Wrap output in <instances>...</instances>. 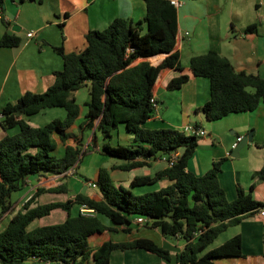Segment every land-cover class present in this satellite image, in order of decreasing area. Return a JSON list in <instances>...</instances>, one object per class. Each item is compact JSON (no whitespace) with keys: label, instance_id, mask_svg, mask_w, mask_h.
Listing matches in <instances>:
<instances>
[{"label":"trees","instance_id":"obj_1","mask_svg":"<svg viewBox=\"0 0 264 264\" xmlns=\"http://www.w3.org/2000/svg\"><path fill=\"white\" fill-rule=\"evenodd\" d=\"M143 1L145 15L141 20L119 17L104 29L89 30L84 35L85 46L79 51L65 52L61 46H52L63 61L62 69L54 72L53 83L42 92L24 91L15 101L0 107V128L5 132L0 138V216L12 210L11 195L24 190L27 179L49 174L65 176L77 162L80 148L66 141L71 135L68 129L80 114L74 93L84 87L89 99L79 130L93 128L97 120L93 135L98 131L102 136L99 153L122 160L110 170L149 167L163 158L165 167L152 175L134 176L127 187L115 184L110 170L104 167H99L92 179L81 175L85 181L95 183L98 197L77 192L64 201L35 204L34 199L42 193L68 191L66 183L37 187L0 230V264H110L113 251L134 248L169 259V250L145 238L108 240L91 249V235L112 229L103 218L129 233L136 218L141 217L146 226L158 229L164 237L180 236L185 244L175 256L176 264H215L216 258L242 256L239 235L211 249L209 246L222 231L264 208V202L240 185L232 200L226 197L218 181L225 158L214 161L200 175L188 168L200 136L185 134L181 128L144 127L156 112L150 99L159 72L164 68L180 72L169 80L168 90L180 88L188 75L181 73L179 55L173 51L176 8L169 0ZM255 29L253 24L246 31ZM21 43L20 36L7 31L0 37L1 47H18ZM158 56L162 58L152 60ZM139 58L142 60L134 64ZM188 64L194 76L209 82V98L196 109L207 121L252 112L264 104V79L235 71L226 57L207 51L191 56ZM48 108H62L65 117L42 126L28 122ZM14 127L17 133L9 135L7 130ZM121 131L131 136L130 141L127 145L118 141L113 144L114 136L121 135ZM57 138L63 144L61 153L56 152ZM261 145L264 147V142ZM252 177L264 179V164ZM163 180L167 183L156 189L136 194L132 191ZM78 207L92 211L81 212ZM54 209L66 213L63 221L34 224Z\"/></svg>","mask_w":264,"mask_h":264},{"label":"crops","instance_id":"obj_2","mask_svg":"<svg viewBox=\"0 0 264 264\" xmlns=\"http://www.w3.org/2000/svg\"><path fill=\"white\" fill-rule=\"evenodd\" d=\"M180 1L181 5L176 8L177 32L173 51L178 53L182 65L181 73L187 74L188 80L180 88L168 90L167 83L180 72L172 68H164L159 72L154 85V97L158 101L159 108L154 116L145 122L144 127L180 129L186 124H197L204 130V134L200 136L194 155L188 162V168L200 175L209 170L214 161L225 158L218 173V181L226 197L232 200L236 195V187L240 185L256 200L264 202V179L258 180L252 177L253 172L264 164V147L261 145L264 142V104H260L252 112L228 114L216 120L218 121L216 123L207 121L196 109L209 98V82L204 77L194 76L188 64L191 56L214 51L226 57L235 71H243L264 79V0ZM2 2L0 37L7 31L20 36L22 43L18 47L0 46V107L15 101L24 91L42 92L53 83L54 72L62 69L63 61L52 46H61L65 52L79 51L85 46L84 35L87 31L104 29L115 18L120 17L135 22L145 15L143 0H24L22 2L3 0ZM253 24L256 26L255 31L247 32L246 28ZM29 31L33 32L32 37H27ZM161 58L162 56H158L152 60L157 61ZM141 60V58L136 59L133 63ZM74 95L80 105V114L76 119L79 123L75 121L77 124L74 122L68 129L70 137L78 135L79 139H83L86 136L83 148H87L88 152L100 154L102 140L98 142L96 134L93 135L97 120L91 128L92 133L86 134L84 128L79 130V124L86 113L88 90L85 87L78 89ZM49 113L53 115V112ZM61 115L59 112V116ZM33 119H36L35 115L30 117L28 122L32 126H38ZM13 132L14 129L7 131L9 135ZM249 132L252 133V139L241 146L237 156H234L235 148ZM4 133L0 132V136L2 137ZM123 135L129 142L131 136L126 133ZM82 159L83 155L80 154L74 165L76 174L66 177L68 183L72 179L75 180L73 185L78 187L75 193L80 192L83 187L81 175L88 176L86 173H79L78 161ZM160 161L162 160L157 159L151 162L149 167L134 168L124 175L121 174V170L112 169L110 173L114 171V177L111 178L115 184L127 186L136 175H152V165ZM63 175L49 174L27 179L25 194L17 198L12 207L21 205L31 192L33 193L37 187H42L41 184L46 180L57 181L55 184L64 183ZM166 183V180H163L158 183V187ZM81 208L78 207V210L81 211ZM55 210L61 209H54L51 213ZM12 214L6 212L0 216L2 220L0 230L6 226L5 220L8 222ZM63 215L61 221L66 217V213ZM40 219L35 223L44 225L40 224ZM105 223L112 229L95 233L88 238V244L93 250L108 240L119 242L145 238L169 250V259H163L159 264H176L175 256L185 244L180 236L164 237L158 229L138 224L136 221L129 233L122 232L120 226L112 225L108 221ZM234 235L241 237L242 256L216 258L215 264H264V216H261L259 211L222 232L209 248L222 244ZM116 251L119 250L111 253L110 264L112 255ZM122 252L125 258L127 251ZM117 255L122 256V254Z\"/></svg>","mask_w":264,"mask_h":264},{"label":"rangeland","instance_id":"obj_3","mask_svg":"<svg viewBox=\"0 0 264 264\" xmlns=\"http://www.w3.org/2000/svg\"><path fill=\"white\" fill-rule=\"evenodd\" d=\"M49 112H53V115L51 116ZM59 112H61V114H62L61 116H59ZM63 113H64V110L62 108L43 109L38 114L35 115L36 119H33V121L38 123V126H42V125L50 122L52 120V118L63 119L65 117V113H64V116H63ZM76 122L79 123V121H76ZM216 122H218V121H215V123ZM11 129L15 130V132L10 133L11 135L16 133L17 130H18L17 127L16 128L14 127V128H11ZM85 131H86V134H89L91 132V129L87 128ZM0 132L3 133L4 131L0 128ZM120 134L121 135H115L114 136V139H113L112 143L113 144H117V141H118L121 144L127 145L128 142L124 138L123 132L121 131ZM96 137L98 139V142H101L102 136H101V134L98 131H96ZM92 140H93V137H92ZM85 141H86V136L83 139H79L78 135H76L75 137H70L66 141V144L76 145V146H78L80 148V154L83 155V159L81 161L80 160L78 161L79 162V173H81V174L82 173H86V175H88L86 177L92 179L95 176V174H93V173H94V171H95V169L97 167H104V168L110 170V167L113 164H119L122 161V160H120L118 158H115V157L102 156V155H100L98 153L88 152L87 148H85V149L83 148V144H84ZM62 150H63V144L57 138V149H56V152L57 153H61ZM82 150H84L83 153H82ZM165 165H166V163L164 161H160L158 163H154V165H152V167H151L152 173H154L158 169H161V168L165 167ZM75 170H76L75 166H73L72 168H70L66 172V175L63 176V178H65L64 183H66L67 186H68L67 193H42L41 195L37 196L34 199V203L35 204L36 203L43 204V203H48V202H51V201H64L67 198H69L70 196H72L75 193V191H78V187H74L75 186V185H73V183L75 182L74 179L70 180L69 183H68V181H66V179L69 176H73V174H76V173H74V172H77ZM113 173H114V171H112L110 173L112 175L111 177H114ZM121 174H123V175L124 174H128V172L127 171H122ZM83 175L84 174H82V176ZM56 182L57 181L51 182L49 180H46V182L44 181V183L41 184V186L47 188V187L59 185V184H55ZM86 183H88V182H86L83 179V187L81 188L80 192H84L87 195H90L92 197H98V191L95 188L93 189L90 186L86 185ZM53 184H55V185H53ZM127 186H128V184H127ZM127 186H125V187H127ZM157 187H158V184H155V185H152V186H144L142 189L134 188V189H132V191H133V193L136 194V193H139V192L153 190V189H156ZM25 192L26 191H24V190L13 192L12 195H11V200L13 202H16L17 198H19L20 196H23L25 194ZM31 195H32V192H31L30 196ZM26 200H24L23 203ZM23 203L21 205H17V206L12 207V210H10L8 213H11V214L13 212L15 213L16 211H18L21 208ZM34 203L32 205H34ZM62 212L63 213H61V210L53 211L50 215L42 217L40 219V224L46 225V224H52V223H57V222L61 221L63 216H64L63 214H65L64 211H62ZM103 220H104V222L107 221L105 218H103ZM1 221L2 220H0V223H1ZM5 222L7 224L6 220H5ZM34 224H35V222H34ZM1 227H2V224L0 225V228ZM231 227L232 226H230L228 228L230 229ZM227 229H225L224 231H226ZM224 231H222V232H224ZM114 235H116V233H114ZM121 235L123 237L125 236V234H123V233ZM120 241H122V240H120ZM123 251H125V250H123ZM126 251H127V253H126V257L125 258H124L123 252L121 250L116 251L115 253H113L111 264H159V261L163 260L162 258H159L157 255H155L153 253H148L144 249H135V250L134 249H126ZM116 254H122V256L121 255L120 256L119 255L116 256ZM122 258H123V260H122ZM24 264H46V263H43V262H40V261H34L33 263L30 262V261H26Z\"/></svg>","mask_w":264,"mask_h":264},{"label":"built area","instance_id":"obj_4","mask_svg":"<svg viewBox=\"0 0 264 264\" xmlns=\"http://www.w3.org/2000/svg\"><path fill=\"white\" fill-rule=\"evenodd\" d=\"M169 1L175 8H178L181 5V3H182L180 0H169ZM1 17H2V9H1V6H0V19H1ZM32 36H33V32L32 31L27 32V37H32ZM150 102H151V104H152V106H153V108L155 110H157L159 108L158 101L156 100V98L154 96L150 99ZM181 130L185 134H189V135L201 136V135L204 134V130L201 127L196 126V125H192V124H186V125L182 126ZM240 138L241 137H239L238 140H240ZM235 145H236V143H234V146ZM164 159L165 158H163L162 161L165 162ZM87 184H88V186H90L92 188L96 187L95 183H93V182H88ZM87 211H92V210L91 209H86V208H81V212H87ZM259 214L261 216H264V208L259 210ZM136 222L138 224H144L146 222V220L144 218L138 217V218H136Z\"/></svg>","mask_w":264,"mask_h":264},{"label":"water","instance_id":"obj_5","mask_svg":"<svg viewBox=\"0 0 264 264\" xmlns=\"http://www.w3.org/2000/svg\"><path fill=\"white\" fill-rule=\"evenodd\" d=\"M251 139H252V133L251 132H249L248 134H246L245 136H243L242 140L239 142L238 146L234 150L235 151L234 156H237L238 149L241 146L245 145L247 142H249Z\"/></svg>","mask_w":264,"mask_h":264}]
</instances>
